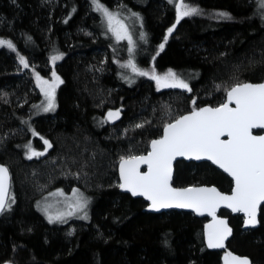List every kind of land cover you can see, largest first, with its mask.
<instances>
[{
	"label": "trees",
	"instance_id": "16d2710c",
	"mask_svg": "<svg viewBox=\"0 0 264 264\" xmlns=\"http://www.w3.org/2000/svg\"><path fill=\"white\" fill-rule=\"evenodd\" d=\"M98 1L138 17L136 33L146 35L133 38V51L90 0H0V38L15 47L0 46V162L12 175L0 215V264H222V252L204 242L206 218L147 211L144 199L121 192L117 167L121 157L146 153L181 114L220 105L235 84L264 80V9L258 0H184L198 11L177 23L179 0ZM130 60L150 73L131 85L120 76ZM167 71L190 91L158 87L151 76ZM53 72L63 81L57 110L36 115L37 76ZM117 109L120 118L104 122ZM33 151L43 155L29 159ZM174 184L229 192L233 180L208 161L181 160ZM58 188H80L91 197L90 222L73 227L45 220L36 203ZM221 215L233 227L228 248L264 264V205L251 229H243L242 215Z\"/></svg>",
	"mask_w": 264,
	"mask_h": 264
},
{
	"label": "snow or ice",
	"instance_id": "6c2138e0",
	"mask_svg": "<svg viewBox=\"0 0 264 264\" xmlns=\"http://www.w3.org/2000/svg\"><path fill=\"white\" fill-rule=\"evenodd\" d=\"M92 2L96 10L107 17L108 28L116 39H127L129 45H132L133 40L126 27L98 0ZM258 5L260 9H264V0H258ZM197 11L183 3L176 5V22L179 23L183 17ZM174 28L175 25L170 27L168 34H171ZM141 39H144L143 33ZM5 45L14 50L11 41L0 40V46ZM164 46V43L159 45L161 50ZM128 50L131 52L132 48L129 47ZM61 58L62 54L52 57L54 61ZM20 63L24 68H28V63L23 57H20ZM128 65L140 76L149 75L148 72L137 69L131 60ZM52 75L59 81L55 72ZM37 79L41 78L37 76ZM151 79L156 81L158 87L183 88L190 91L188 84L177 79L171 71L164 76L152 75ZM42 83L48 84V81ZM42 90L48 97V106L44 109L48 111L54 107L55 83ZM226 97V102L218 107H194L189 114L167 123L163 128L162 137L151 141V151L146 156L120 158V178L123 182L119 187L130 191L133 196L146 197L151 201L152 209L159 211L172 207L191 208L201 215L207 212L213 217V223L207 225L209 248H223L224 240L231 232L225 220L216 219V210L221 204L234 212L246 213L248 218L245 223L254 225L257 208L264 202V135H253L252 132L253 129L264 130V83L235 84L227 90ZM230 104L235 106L230 107ZM108 115L111 118L118 116V113L110 112ZM44 144L51 147L47 140ZM28 147L31 150V146ZM39 155L43 153L33 151L28 158ZM177 156L206 159L218 165L234 181L231 195L223 194L215 187H172V162ZM142 164L147 165L146 172L140 171ZM8 178V169L0 166V211L6 207ZM225 264H249V261L227 253Z\"/></svg>",
	"mask_w": 264,
	"mask_h": 264
},
{
	"label": "rangeland",
	"instance_id": "374dc122",
	"mask_svg": "<svg viewBox=\"0 0 264 264\" xmlns=\"http://www.w3.org/2000/svg\"><path fill=\"white\" fill-rule=\"evenodd\" d=\"M90 2L93 8L96 10V7L93 4L92 0H90ZM181 3L186 4L190 8H195L194 6L188 4L184 0L177 1V5ZM107 9L110 13H112L115 16L116 20H119L120 23H122L126 27L128 34L132 37V40H133V44L129 45V47H131L133 51L134 39L136 40L137 38H141V34H142V33H139V34L136 33L137 31L140 32L139 29L141 26V23L138 17L136 15H133L134 13L133 12L131 13L130 10H125V11L119 10L118 11L117 9L116 10L110 9V8H107ZM98 12L104 17L108 25L107 17H105L101 11H98ZM194 14L189 15V16H193ZM135 16L137 18H135ZM111 33L113 34V32ZM143 34L146 35L145 33ZM167 36L169 37V35ZM0 40L10 41L4 38H0ZM123 40L128 41L127 39H123ZM4 47L9 49L6 45ZM9 51L15 52V49L14 50L9 49ZM136 68L149 73V70L146 68L140 69L139 66H136ZM169 72L170 71L158 74V76H164ZM171 72L174 73L173 71ZM56 76L59 77L57 73H56ZM120 76L122 80L125 81L129 85L135 83L141 77L138 74V72L133 71L132 67L129 65L128 66L126 65V67L121 72ZM176 78H177V75H176ZM60 80L61 79L59 77V81ZM42 81H48V84H43ZM59 81H57L55 77H53V75L48 79H40V80L37 79L36 80L35 91L37 92L39 91L41 94L40 96L41 98L35 104V114L36 115L55 113V111L57 110V106H58L57 89L60 83ZM53 83H55V92H54V100H53L54 107L49 109L48 111H44V109L48 106V97L45 96V92L42 89H48L49 86L52 85ZM162 88H165V87H162ZM110 112L118 113V116H113L110 118L108 115ZM120 116H121L120 109L110 110L106 113L104 117V122H115L116 120L120 118ZM36 208L39 211V213L42 214L45 220L51 224H58V225L72 224V226L75 227L76 225L81 224V223H88L92 219V199L80 188H74L71 190H65L63 188L54 189L42 195L38 199L36 203ZM50 217L52 218L51 220L49 219Z\"/></svg>",
	"mask_w": 264,
	"mask_h": 264
},
{
	"label": "water",
	"instance_id": "95a60500",
	"mask_svg": "<svg viewBox=\"0 0 264 264\" xmlns=\"http://www.w3.org/2000/svg\"><path fill=\"white\" fill-rule=\"evenodd\" d=\"M243 83H253V84H258V83H264V80L261 81V82H243ZM226 99L227 97L225 98V101L226 102ZM219 105L217 106H213V105H210V104H207V105H203L202 107H218ZM230 107H234L235 105L234 104H230L229 105ZM200 107V108H202ZM191 111L189 112H185L183 114H181L180 116L182 115H187L189 114ZM179 116V117H180ZM179 117H177L176 119H178ZM175 119V120H176ZM175 120H173L172 122H174ZM171 123V122H170ZM253 132V135H264V130L262 129H253L252 130ZM163 135V131H162V134L161 136L157 137V138H154L153 140H157V139H160ZM222 139H227V137H222ZM151 151V142H150V145H149V150L146 152V153H143V154H139V155H136V156H141V155H144L146 156L148 154V152ZM127 158V157H126ZM181 160H184V161H194V162H202V161H208L206 159H201V160H196L195 158H189V157H182V156H177L173 162H172V180H171V186L174 187V188H188V187H215L218 191H220L221 193L223 194H226V195H231V191L229 192H225V191H222L220 188H218L216 185H213V184H194V185H185V186H178V185H175L174 184V176H175V165L178 161H181ZM210 163H212L211 161H208ZM213 164V163H212ZM215 165V164H213ZM0 166H4L8 169V182H7V187H8V194H7V197H6V207H7V204H8V201H9V198H10V194H11V190H12V175H11V171L10 169L8 168V166L4 163H1L0 162ZM216 167L219 168L218 165H215ZM220 170L223 171V169L219 168ZM117 170H118V179H119V185L123 182L120 178V161L118 163V167H117ZM140 171L141 172H146L147 171V165H140ZM224 172V171H223ZM226 173V172H224ZM227 174V173H226ZM228 175V174H227ZM229 176V175H228ZM231 179L232 177L229 176ZM233 180V179H232ZM233 187H234V181H233ZM232 187V188H233ZM121 192H124V193H128L129 195H131L132 197L134 198H142L144 199L146 202H147V206H146V210L149 211V212H152V213H162V212H168V211H173V210H177V211H185V212H191L193 213L194 215H196L197 217H200V218H206L207 221L204 225V242L206 244V246L208 247V244H207V232H208V229H207V225L209 224H212L213 223V217L211 215H209L207 212H204L202 215L199 214L198 212L194 211L193 209L191 208H177V207H172V208H162L160 209L159 211L157 210H154L151 208V201L147 200L146 197L144 196H133L131 194L130 191H127L125 189H122L121 187H119ZM232 190V189H231ZM264 205V202H262L258 208H257V218H256V223L254 225H250V224H246L245 221L247 220V215L246 213L244 212H234L232 211L231 208H228L226 207L225 205L221 204V206L216 210V219L220 220H225L226 221V224H227V227L231 230L230 234L226 237V239L224 240V247L223 248H209L211 250H216V251H220L222 252V255H221V263L222 264H225V256L227 253H231L233 256L235 257H239L241 259L243 258H246L248 261H249V264H253L252 263V260L250 259V257L246 256V255H240L234 251H232L230 248H228L227 244H228V241L229 239L231 238L232 234H233V227L231 226L230 224V220H229V217L227 216H223L221 215V211L222 210H228L232 215H242L243 216V229H251V228H255V227H258L260 222H259V216H260V211H261V207ZM6 207L4 208V210L6 209ZM4 210L0 211V215L4 212ZM5 264H12V263H5Z\"/></svg>",
	"mask_w": 264,
	"mask_h": 264
}]
</instances>
